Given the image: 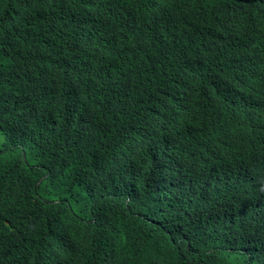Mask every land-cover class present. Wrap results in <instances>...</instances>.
Returning <instances> with one entry per match:
<instances>
[{"label": "clouds", "instance_id": "obj_1", "mask_svg": "<svg viewBox=\"0 0 264 264\" xmlns=\"http://www.w3.org/2000/svg\"><path fill=\"white\" fill-rule=\"evenodd\" d=\"M35 1L10 0L13 19L37 8ZM175 1L186 13L185 22L194 16L193 34L200 30L203 40L217 49L180 80L175 58L170 69L149 61L146 88L153 99L126 130L115 128L109 139L76 140V152L67 143L60 142L57 149L45 142L57 133L69 108H42L36 121L27 123L40 143L36 149L41 157L31 164L41 177L24 204L22 220L16 213L15 223L0 216L10 227L9 233L0 234V242L24 244L17 260L7 264H264V242L252 228L253 217L264 208V93L249 90L241 70L249 63V32L264 35V0ZM101 6L114 11L118 2H84L71 9L64 25L39 28L53 31L42 44L50 59H34L38 63L29 73L0 64L13 92L22 95L32 87V103H43L42 89L64 87L61 79L40 77L39 70L47 73L64 59L68 43L66 78L93 79V73L82 74L71 53L87 43L90 31H95L91 43L100 36ZM128 8L146 20L168 14L161 0H134ZM116 18L113 24L122 28L119 9ZM35 44L31 36L24 41L31 52ZM255 52L264 57V40ZM100 73L97 69L95 77ZM190 87L223 97V111L238 126L237 143L216 137L215 101L188 97ZM160 92L179 94L185 103L157 99ZM28 109L33 112L31 104ZM104 114L99 97L90 115L82 116ZM47 163L53 169L44 172ZM103 198L107 200L100 202ZM77 210L86 217L77 218ZM62 211L68 216L59 215Z\"/></svg>", "mask_w": 264, "mask_h": 264}, {"label": "trees", "instance_id": "obj_2", "mask_svg": "<svg viewBox=\"0 0 264 264\" xmlns=\"http://www.w3.org/2000/svg\"><path fill=\"white\" fill-rule=\"evenodd\" d=\"M91 1L36 0L37 8L21 13L13 19L10 0H0V64L27 74L38 63L34 62V59L49 60L50 56H45L42 44L44 38L53 31L38 29L50 24L64 25L71 15V9L84 2L90 4ZM161 1L168 14L165 11L160 17L149 20L128 8L133 5L134 0H117L118 6L114 11L99 7L100 36L91 43L95 31H90V34H85L87 43L74 48L71 53L74 63L81 67L82 74L93 73L94 78L84 77L76 82L66 78L69 66L68 43L64 59L53 64L47 73L39 70L40 77L53 76L65 83L64 87L51 84L42 89L39 96L45 99L43 103H32V87L22 95L18 91L13 92L9 87L10 82L4 80L0 68V216L5 215L10 222L15 223L12 217L14 213L20 220L27 213L24 204L34 191L32 186L41 177L31 164V161L38 162L41 157V152L36 149L40 143L34 138L27 123L36 121L42 108L70 109L71 112L63 116L58 123L57 133L45 142L55 143L54 147L57 149H60V142L67 143L76 152V140L109 139L115 128L126 130V126L134 121L142 107L153 99L146 88L149 61L170 69L171 61L175 58L178 61L175 74L180 80L188 70L199 67L201 57L209 58L210 52L217 49L212 41L203 40L200 30L193 34L195 18L192 16L193 20L184 21L186 13L179 1ZM118 9L119 18L123 22L122 28L119 23L113 24L117 21ZM129 22L133 23L124 24ZM29 36L36 42L32 52L24 47V41ZM263 40L261 30L249 32L245 47V59L249 63H245L241 68L242 83L257 93H264V57L261 59L255 52L259 50ZM199 51L204 52L199 54ZM24 69L27 71L24 72ZM97 69L102 70L103 74L95 77ZM1 79L5 83H1ZM187 96L213 99L215 103L211 110L215 112L212 121L216 137L227 144L237 143L234 135L238 126L223 111L224 99L219 93L190 87ZM99 97L105 108L104 116L85 119L83 116L90 115L91 105ZM156 98L165 102L171 98L185 103L183 96L171 92H160ZM29 104L33 112L29 111ZM24 113L31 119L24 116ZM55 153L65 157L63 151ZM48 169L53 168L47 163L42 171L47 172ZM105 200L107 198L101 199L100 202ZM263 211L264 208L259 209L252 219L253 232L257 240L262 242ZM159 214L162 215L160 212ZM59 215L68 216L64 211ZM86 215L85 211L76 212V217L80 219ZM9 231L10 227L0 218V234ZM23 248V242L14 245L0 242V264L17 260L19 251Z\"/></svg>", "mask_w": 264, "mask_h": 264}]
</instances>
